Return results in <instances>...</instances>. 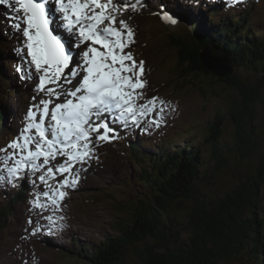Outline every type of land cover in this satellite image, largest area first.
Wrapping results in <instances>:
<instances>
[{
	"label": "rangeland",
	"instance_id": "obj_1",
	"mask_svg": "<svg viewBox=\"0 0 264 264\" xmlns=\"http://www.w3.org/2000/svg\"><path fill=\"white\" fill-rule=\"evenodd\" d=\"M187 1L142 0V6H138L136 11L129 8L127 12L118 16V19L125 18L135 32V43L125 51H131L137 62L140 60L145 62V73L142 79L146 80L147 84L143 90H137L144 93V99L139 100L138 103L143 104L147 99L155 96L167 105L162 113L160 126L156 127L155 124L150 123L151 117L145 118L141 123L146 124L149 128L148 135H146L142 125L137 126L131 122L129 123L131 125L128 126L118 122L113 123L118 125L117 128L120 131H124L126 134L129 132L131 136L128 139L132 143L128 147L126 143H123L122 137L117 135L110 142L93 141L96 145L94 158L85 164L76 165V169L79 170L78 183L75 188L64 189L66 195L58 208L45 199L42 193L50 191V189L41 183L38 176H34L32 185L36 192L33 199L29 203H23L17 199L12 201L11 215L0 217V264H85L87 260L84 254L86 253L82 249H87V251L94 249L105 237L116 236L118 234L117 216L120 217L122 214L125 216V211L128 210L132 202L148 194V188L141 182L139 176L140 166L143 163L138 162L132 155V150L136 149L134 143L136 141L142 145L141 151L145 153L140 152V156L146 157L155 155L159 157L179 148L195 149L198 147L201 164L200 186L198 187L202 193L211 197L221 196L229 191L241 179L254 172L260 157L264 158V81L260 102L255 104L257 127L253 138L258 143L257 151L251 156L241 158L240 153L233 150L234 126L228 117H225L218 148L226 161L220 164L217 162L216 156L213 155L212 144L205 139L206 129L216 112L220 111L223 114L227 112L232 97L228 96L227 92L220 90L219 87L216 88L219 96H215L211 92L202 94L194 88L178 87L176 90L173 89L177 82L174 80L172 70L179 69V66L176 65L178 62L177 51L175 52L167 43L168 38L164 27L156 19L157 12L162 10V5L165 9L178 7L184 15L181 18L184 20L181 21L182 24L188 26L192 20L198 22L203 17L199 10H212L211 7L216 2V0ZM130 2H134V0H130ZM221 2L225 3V9L221 13L223 16L233 14L241 17L250 7L243 3L232 5L228 0H221ZM12 9L11 2L7 5H0V39L3 40L0 41L3 43L1 48L10 54L6 58L16 60L12 67L17 69V67L23 66L25 70L29 66L32 67V79H21L22 73L16 70L17 85L19 82L25 81L27 84L26 94L20 92L19 89L14 94L13 90L17 88L9 87L2 81L3 86L0 88V93L8 94L2 96V101L0 100V116L4 117L2 124L8 130H14L15 127L24 128V126H20V120L25 118L29 105L34 102L33 97H45L44 93L36 91L35 86L39 80L34 66H31L30 62L26 65L23 64L27 50L23 48L22 54H18L16 51L17 48H22L25 38L22 32H16L10 27V23L16 22L12 18L17 15ZM247 18L255 30L253 37L255 39L262 37L264 35V0L257 1L253 13H248ZM57 22L59 23L58 18ZM212 24L215 22L212 21ZM172 28L180 30L183 29V25ZM61 31H63L62 28ZM74 46L75 44H73L72 50L76 60L78 52ZM214 50L213 48V52ZM0 65L1 72L6 73V77L12 76L13 78V70L6 65V61L0 62ZM3 74L2 76H5ZM46 98L48 97L46 96ZM159 100L156 104L157 111L161 107ZM0 120L2 119L0 118ZM17 136L18 134H15L14 138ZM141 137H144L145 140H140ZM2 157L3 155L0 153V162L2 163L0 164V170H2L0 174L7 177ZM60 157L61 162L66 160V157ZM55 165L56 163L52 166ZM29 173L33 175V172ZM71 175H75V173ZM71 175L69 173H65L64 176L57 174L51 188H58L57 181L63 180L65 176L71 178ZM15 193L16 188L10 183L0 182V209L10 199H13ZM261 196L259 212L264 216V185L261 187ZM36 199L46 204V211L34 207L33 201ZM185 212L184 208H180L170 214L172 221L176 222V229L180 230L182 224L186 223ZM48 216L53 218L54 224L46 219ZM178 235L182 237V231ZM78 252L81 254L79 255ZM139 262L136 253L130 250L119 264H139Z\"/></svg>",
	"mask_w": 264,
	"mask_h": 264
},
{
	"label": "trees",
	"instance_id": "obj_2",
	"mask_svg": "<svg viewBox=\"0 0 264 264\" xmlns=\"http://www.w3.org/2000/svg\"><path fill=\"white\" fill-rule=\"evenodd\" d=\"M246 2L250 7L241 17L223 16V5L215 3L210 12L199 10L203 17L198 22L192 20L190 26L183 25L180 30L158 21L164 27L167 43L177 51L179 69L172 70L177 82L173 89L194 88L202 94L211 92L219 96L216 91L219 87L232 97L227 112H216L206 129L205 139L212 144L219 164L226 161L218 148L225 117L234 126L233 150L241 158L253 155L258 149L253 136L257 127L255 104L260 102L264 81V35L253 37L255 30L247 16L253 13L255 2ZM207 43L213 44V53L222 50L228 55L233 71L225 78L203 66L200 52ZM2 46L0 42V62L6 61L11 66L13 62L6 59L10 54ZM13 72L12 79H5L6 73L1 72L0 65V88L3 81L25 91L23 82L16 83L14 68ZM2 96L7 93L0 95L1 101ZM0 118V148H3L11 140V134L2 124L4 117ZM139 150L136 146L132 155L143 163L139 176L148 194L132 202L125 216H117L116 236L105 237L94 249H82L86 253L85 264H119L130 250L136 253L139 264H264V216L259 212L264 185L263 157L252 174L240 177V182L223 195L211 197L198 187L201 173L198 147L175 149L159 157L140 156ZM31 178L26 173L18 181L17 192L0 209V217L11 215L12 201L29 203L33 199L35 188ZM180 208L186 210V223L179 230L170 214ZM181 231L183 236L179 237Z\"/></svg>",
	"mask_w": 264,
	"mask_h": 264
},
{
	"label": "snow or ice",
	"instance_id": "obj_3",
	"mask_svg": "<svg viewBox=\"0 0 264 264\" xmlns=\"http://www.w3.org/2000/svg\"><path fill=\"white\" fill-rule=\"evenodd\" d=\"M10 2L17 13L10 27L25 38L16 51L22 54L23 48L27 49L23 64L30 58L39 80L36 91L48 98L29 107L20 134L0 148L7 172V177L0 174V182L16 187L29 170L36 173L44 169L38 179L50 191L42 195L58 208L66 195L64 189L75 188L78 183L76 165L94 158L93 141L110 142L115 138L116 129L109 120L122 125L131 121L139 126L151 117L150 123L159 127L167 105L155 96L138 103L144 93L137 90L147 84L142 79L145 62H137L131 51H125L135 43V32L118 16L129 8L136 11L142 0H0V5ZM228 2L238 5L246 0ZM161 9L162 20L172 25L179 22L163 5ZM73 44L76 48L84 45L79 63L75 62ZM16 70L22 73L21 79H32V67ZM158 100L161 107L157 111ZM58 156L66 160L50 166ZM65 173L75 175L58 180L59 187L52 189L48 179ZM33 205L47 210L39 199ZM46 219L55 223L51 216Z\"/></svg>",
	"mask_w": 264,
	"mask_h": 264
},
{
	"label": "water",
	"instance_id": "obj_4",
	"mask_svg": "<svg viewBox=\"0 0 264 264\" xmlns=\"http://www.w3.org/2000/svg\"><path fill=\"white\" fill-rule=\"evenodd\" d=\"M213 48L211 43L205 45L200 52L201 62L208 71L220 78H225L233 71L232 63L225 52L221 50L218 54H214Z\"/></svg>",
	"mask_w": 264,
	"mask_h": 264
},
{
	"label": "bare ground",
	"instance_id": "obj_5",
	"mask_svg": "<svg viewBox=\"0 0 264 264\" xmlns=\"http://www.w3.org/2000/svg\"><path fill=\"white\" fill-rule=\"evenodd\" d=\"M150 7H152L150 4H148ZM127 12V11H126ZM127 14V13H126ZM58 16H59V14L57 15V18H58ZM125 19V18H124ZM142 28V27H141ZM176 28V27H175ZM60 32H61V34L62 35H64L66 38L68 37V34L66 33V32H64V31H61V29H60ZM73 39H75V38H73ZM84 51V45H81L79 48H77V52L78 53H76L77 54V58H76V60H75V62L76 63H79L80 61H81V53ZM11 79H12V76H11ZM41 98L38 96L37 97V99H36V104L38 103V101L40 100ZM54 102H59V101H54ZM26 117V116H25ZM21 122H24V123H26V121H25V118L22 120H20ZM19 121V122H20ZM122 133H123V135L125 136V139H128V138H130V134H129V132H128V134H126V132H124V131H122ZM167 145V144H166Z\"/></svg>",
	"mask_w": 264,
	"mask_h": 264
}]
</instances>
